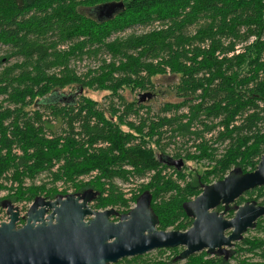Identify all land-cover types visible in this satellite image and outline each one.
<instances>
[{"label": "trees", "instance_id": "1", "mask_svg": "<svg viewBox=\"0 0 264 264\" xmlns=\"http://www.w3.org/2000/svg\"><path fill=\"white\" fill-rule=\"evenodd\" d=\"M109 2L123 6L107 18L93 15ZM0 46V189L17 183L9 188L12 202L52 199L55 187L43 182L64 181L73 193L97 191L93 209L124 214L127 202L114 181L150 176L138 195L150 192L157 228L184 231L192 222L184 202L235 166L252 171L264 153V0H0ZM98 54L107 57L82 74L70 67L72 59ZM157 76L177 78L179 101L152 113L120 93L152 95ZM73 86L75 93L57 95ZM86 90L106 92L108 106ZM176 137L198 150L185 161L212 162L182 187L156 152ZM92 170L93 179L77 181ZM260 198L264 204V186L235 203ZM255 230L264 232V217ZM165 250L174 252V264H230L205 252L174 261L177 247L158 251ZM232 252L235 264H264V239L244 237ZM120 262L166 264L143 256Z\"/></svg>", "mask_w": 264, "mask_h": 264}, {"label": "water", "instance_id": "2", "mask_svg": "<svg viewBox=\"0 0 264 264\" xmlns=\"http://www.w3.org/2000/svg\"><path fill=\"white\" fill-rule=\"evenodd\" d=\"M122 6V2H109L96 6L93 13L107 18ZM146 97L151 95L142 94L140 101ZM160 160L177 169L183 165L182 160ZM260 186H264V153L252 171L243 172L235 166L222 179L202 185L197 196L184 202L182 209L192 219L184 231L157 228L158 217L147 190L124 214L114 208L93 209L98 192L91 188L57 194L53 199L37 196L22 225H17L18 207L5 199L0 202L8 215L7 221L0 222V264H116L123 258L176 247L182 249L174 261L201 251L228 260L235 243L264 216V204L246 201L233 205L231 218L225 213L244 192ZM219 205L222 211L216 210Z\"/></svg>", "mask_w": 264, "mask_h": 264}, {"label": "rangeland", "instance_id": "3", "mask_svg": "<svg viewBox=\"0 0 264 264\" xmlns=\"http://www.w3.org/2000/svg\"><path fill=\"white\" fill-rule=\"evenodd\" d=\"M93 15L95 16L94 13H93ZM134 28L139 29V26H134ZM130 31H131L130 28L126 29L123 33L120 34V36H124V35L128 34ZM137 32H139V31H137ZM5 50H6V48L4 46H0V54H3L5 52ZM106 57H107L106 54H101V55L98 54L95 57L91 56V57H83L82 59H72L70 61V67L73 70H75V73H77V74L81 73L82 74L87 69L94 68L95 66H97L98 64H100L101 60L102 59H105ZM11 61L12 60H10L9 63ZM176 81H177V78L173 82V80L170 79V77H168V76H165V77H163V76H157V77H155L153 79V82L156 84V86H155V88L152 91L151 98L144 103L145 105H147V106L150 107L152 113H156L158 111V108L160 106H162L163 103H166V102H177V101H179V99L175 96L174 91L172 89V84L175 83ZM74 88H75V86L69 87V88H65V89H63L61 91H58L57 95H59V94L71 95V94L75 93V91H76ZM140 92H141L140 90H131L130 88L129 89L126 88V89H123L120 93H121V95L125 96V99H126L127 102H131L132 100H136L137 99V95ZM85 93L88 94V95H90L92 98H94L98 102H100L101 105L102 104H106L107 101H108V99L105 98L107 96V93L106 92H98V91L86 90ZM56 99H58V101H60L63 98L60 97V98H56ZM53 124L54 125H57V123L55 121H53ZM175 142L176 143L173 146L163 147L164 148L163 151H164V153H168V154H170V153L174 154V153H177V152L180 153V158L184 162V166H182V168L180 169V171H182V173L184 174V177L183 178H179L178 177L179 180L182 183V185H181V187H182V186H185V184L188 183L190 181V179L195 176L196 173H202V171L204 170V168L211 161L208 160L207 158H204V159H201V160L194 159V160L185 161L184 156L187 153H191V154L195 155V154L198 153V151L196 150V148H193L192 147L194 145H192L190 143V139L189 138L176 139ZM214 146H216V145H214ZM177 148H181V150L180 151H177ZM158 150H159V148L156 150L157 153H159ZM221 152H222V147H219V151L217 153H221ZM166 173H171V169L170 170H166ZM93 178H91V179H93ZM88 179L89 178H87L86 181H82V182H88L89 180H91V179H89V180ZM216 181L217 180H213L211 183L216 182ZM43 183L45 185V188L55 187L54 184H51L47 180L44 181ZM139 183H140V181L135 182L133 180V182L131 184H128L126 187L120 186V185H118V183H114V184L116 185V187H118L122 191V193H128L127 192V189H129V192L135 193V196L133 197V200H135L139 196L138 195V192H139L140 188L142 186L148 184V182H146V183H140V184ZM38 185H40V184H37L36 186H38ZM54 190H55L56 195L57 194L64 195V194L69 193V192H67L66 189H58V188H55ZM73 191L74 190H72L70 193H73ZM11 194L12 193H7V194L2 195V196L0 195V202L2 200H5V199L10 200L9 199V196ZM245 197H247V196L245 195ZM262 199L263 198L258 199L257 200V204H258V201H261ZM31 202L32 201H29L28 202L25 199L24 200H21V201H15V202H12L11 201V203L14 206L18 207V210H19V221L17 222V225H22L24 223V217L26 215L28 206L31 204ZM234 204H236V203L234 202V203L230 204V207H229V210H233V213H234V208H233V205ZM25 206H27L26 209H25ZM107 208H111V207H107ZM227 212L225 213V217L226 218H228L227 217ZM111 220L112 221H117L118 220V217H111ZM2 221H7V214H6V209L0 206V222H2ZM167 230H174V229L169 228ZM244 237H248V238H250V237H260V238L264 239V232L263 231L255 230V227H254L253 229H248L246 231V233L243 234V238ZM242 239L240 241H237L235 243L234 247L231 249V254H230V257L228 258V261H229L230 264H235V260L236 259H235V257H233V254L234 253L232 252V250H234L236 248L237 244H239L242 241ZM177 249H178V253H179L181 251L182 247H178ZM158 250L159 249L152 250V251H150L148 253H145V254H143L141 256H143V259L146 258L147 260L148 259H150V260L155 259V260H161L163 262H166V264H174V262L171 261V259L173 257V254H174L173 251H171V250H165L163 252H159ZM201 252H205V251H201ZM199 253L200 252H198L196 254H199ZM177 254L175 256H177ZM238 255H241V256L245 255L246 257H250L251 256L248 253H246V254L240 253ZM214 256H216V255H214ZM211 257H213V256H211ZM217 257H219V256H217ZM130 258H132V257H130ZM252 259L253 260H257L255 258H252ZM116 264H129V263L128 262H120V260H119Z\"/></svg>", "mask_w": 264, "mask_h": 264}, {"label": "built area", "instance_id": "4", "mask_svg": "<svg viewBox=\"0 0 264 264\" xmlns=\"http://www.w3.org/2000/svg\"><path fill=\"white\" fill-rule=\"evenodd\" d=\"M142 94H144V93H139L138 95H137V99L136 100H139L138 101V103H145L146 101H148L149 99L146 97L145 98V100L144 101H140V97H141V95ZM102 107H106V106H108V104H102L101 105ZM143 111H144V109H143ZM180 111V110H179ZM182 112H186V110H182ZM140 114H142V111H140ZM128 120H130V121H133V122H136V120L134 119V116L133 115H131V116H129V118H128ZM191 129H193V127H191ZM208 136H210V134L208 135ZM176 139H179V137H176ZM190 143H191V141H190ZM192 144V143H191ZM170 146H173V144H170V145H168V146H164V147H170ZM193 148H196L195 146H192ZM157 148H159L158 146H157ZM164 149V148H163ZM163 149H162V152L160 153H157V155L161 158V157H166V158H169V159H173V160H182L181 158H180V153L179 152H177V153H174V154H172V153H170V154H168V153H164V151H163ZM181 150V148H179L177 151H180ZM197 150V149H196ZM198 151V150H197ZM178 154V155H177ZM183 161V160H182ZM182 166H184V162H183V165ZM182 166H181V168H182ZM171 173H169V174H171L172 175V177L173 178H177L178 179V181H177V183L179 184V186H181L182 185V183H181V181L179 180V178H178V175H176L177 174V172H176V170L178 171V170H180V169H177V168H175V167H173V166H171ZM167 170H170V168H167ZM94 174V175H93ZM97 174V171L96 170H92V171H90L89 173H87V174H85V175H81V176H79L78 178H77V181H86V179L87 178H89V179H91V178H93L95 175ZM93 175V176H92ZM149 178H150V176H145V177H143L142 179H134V178H132V179H129V181H127V182H122V181H119V180H115L114 181V183H118V185H120V186H124V187H126L128 184H131L132 182H133V180L135 181V182H137V181H140V183H146V182H148L149 181ZM88 179V180H89ZM26 183H28V181L26 180ZM139 183V184H140ZM6 187H3V188H1L0 189V195L2 196V195H5V194H7V193H12L13 191H10V186H13L14 188L17 186V183H11L10 181H8V182H6V183H3ZM37 184H40V180H39V178H36L35 179V185H37ZM54 186H55V188H58V189H66L67 190V192H71L72 190H74V188L71 186V184H66L64 181H58V182H55L54 183ZM123 190V189H122ZM124 191V190H123ZM127 192L128 193H123V198L126 200V202H127V209L128 210H130L131 208H133L134 206H135V203H136V199L135 200H133V197L135 196V193H131V192H129V189H127ZM137 193V192H136ZM29 207V206H28ZM27 208V206H25V209ZM25 211V210H24ZM7 219H8V215H7Z\"/></svg>", "mask_w": 264, "mask_h": 264}]
</instances>
